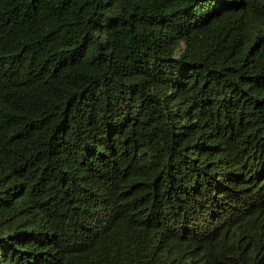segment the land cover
<instances>
[{
    "label": "trees",
    "instance_id": "16d2710c",
    "mask_svg": "<svg viewBox=\"0 0 264 264\" xmlns=\"http://www.w3.org/2000/svg\"><path fill=\"white\" fill-rule=\"evenodd\" d=\"M0 264H264V0H0Z\"/></svg>",
    "mask_w": 264,
    "mask_h": 264
}]
</instances>
